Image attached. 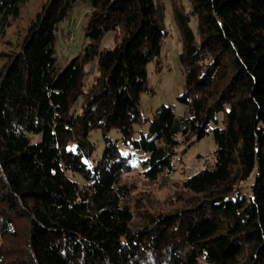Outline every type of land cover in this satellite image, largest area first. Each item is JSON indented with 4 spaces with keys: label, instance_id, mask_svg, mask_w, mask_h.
Segmentation results:
<instances>
[{
    "label": "trees",
    "instance_id": "obj_1",
    "mask_svg": "<svg viewBox=\"0 0 264 264\" xmlns=\"http://www.w3.org/2000/svg\"><path fill=\"white\" fill-rule=\"evenodd\" d=\"M30 1L0 0V38ZM169 6L183 115L141 109L169 36L161 0H44L5 41L0 264H264V0ZM79 7L86 44L59 69L57 32ZM207 136L212 162L179 180L176 207L145 206L137 186L172 177Z\"/></svg>",
    "mask_w": 264,
    "mask_h": 264
},
{
    "label": "rangeland",
    "instance_id": "obj_2",
    "mask_svg": "<svg viewBox=\"0 0 264 264\" xmlns=\"http://www.w3.org/2000/svg\"><path fill=\"white\" fill-rule=\"evenodd\" d=\"M43 1L31 0L22 8L20 17L13 22L5 37L0 38V52L8 51L9 48L5 45V41L17 38L18 33L23 31L35 13L39 11ZM161 2L169 36L164 42L161 55L148 65L149 87L153 89V94H143L141 96V109L145 116H149L160 105H173L176 114L183 115L185 108L176 101V97L182 93L184 83L183 71L178 61L181 46L178 41L177 29L171 17L169 0H161ZM85 13V7H79L72 13L71 18L66 23H62L59 26L60 29L57 32V40L55 42V57L59 69L63 68L86 44L82 31ZM65 31H67L66 34ZM111 46V35L107 34L101 42V48H111ZM2 62L0 60V65ZM109 137L117 144H120V134L116 131H111ZM90 140L95 144L94 157L97 158L103 150V139L100 131H93L90 134ZM214 149L215 145L210 136L203 138L195 143L186 154L180 155V161L177 165L178 170L172 177L162 179L154 184L138 185V189L134 194L140 195L146 204L145 206L151 207L154 211L174 209L177 205L175 193L180 192L179 180L204 168L206 166L205 159L207 164H210ZM199 154L203 158H197ZM138 156L141 157L140 154ZM134 174L128 177L133 178Z\"/></svg>",
    "mask_w": 264,
    "mask_h": 264
},
{
    "label": "built area",
    "instance_id": "obj_3",
    "mask_svg": "<svg viewBox=\"0 0 264 264\" xmlns=\"http://www.w3.org/2000/svg\"><path fill=\"white\" fill-rule=\"evenodd\" d=\"M70 39H72V38H70Z\"/></svg>",
    "mask_w": 264,
    "mask_h": 264
}]
</instances>
